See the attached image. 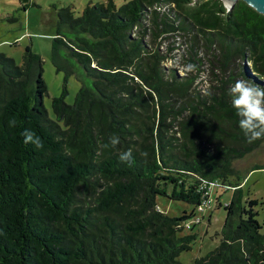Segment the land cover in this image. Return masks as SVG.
I'll return each mask as SVG.
<instances>
[{"label": "trees", "instance_id": "16d2710c", "mask_svg": "<svg viewBox=\"0 0 264 264\" xmlns=\"http://www.w3.org/2000/svg\"><path fill=\"white\" fill-rule=\"evenodd\" d=\"M57 13L52 63L66 78L77 67L82 75L73 104L65 89L52 98L54 119L40 56L27 47L17 65L0 53V264H182L196 239L182 230L204 180L233 194L218 245L187 264H264L259 202L242 199L234 167L264 140H246L229 91L237 76L264 87V15L242 0L231 9L221 0H104ZM182 31L240 69H220L204 91L165 70L146 36ZM25 131L43 147L25 144ZM113 133L121 143L105 149ZM128 149L131 168L119 159ZM158 195L190 213L160 211Z\"/></svg>", "mask_w": 264, "mask_h": 264}, {"label": "rangeland", "instance_id": "374dc122", "mask_svg": "<svg viewBox=\"0 0 264 264\" xmlns=\"http://www.w3.org/2000/svg\"><path fill=\"white\" fill-rule=\"evenodd\" d=\"M102 1L104 0H0V53L12 58L17 65H22L27 47L40 56L42 78L46 85L42 102L52 119L55 118L52 98L60 96L65 89V102L73 104L81 86L79 77L82 75V70L77 67L76 73L66 78L64 72L58 71L52 63L50 55L52 40L57 32V9L67 6L77 16L88 4ZM115 1L120 4L124 0ZM166 7L161 6L162 10ZM146 41L148 49L158 51L163 58L161 65L165 70H170L178 77H192L193 86L200 91L209 88L220 69H226L227 72L228 69H240V66L233 65L232 61L235 60L230 64L221 60L216 44L195 37L187 31L161 33L154 41L146 36ZM242 64L251 72L249 62L243 61ZM236 79L241 78L237 76ZM261 80L264 81V77ZM256 165L264 166V145L234 162L238 178L246 176L242 184V199L258 200L259 203L255 206L258 211L257 219L264 222V167L248 173ZM232 194L231 189H223L217 184L211 186L212 203L206 207L205 212L195 211V216L187 220L189 225L182 230V234L196 235L193 250L179 257L182 264H187L191 258L203 255L218 245L226 217L223 205L230 201ZM156 203L160 211L171 216H180L183 210L188 213L191 211L187 204L161 195L156 197Z\"/></svg>", "mask_w": 264, "mask_h": 264}, {"label": "clouds", "instance_id": "9594fccd", "mask_svg": "<svg viewBox=\"0 0 264 264\" xmlns=\"http://www.w3.org/2000/svg\"><path fill=\"white\" fill-rule=\"evenodd\" d=\"M232 97V107L235 109V114L239 118L238 126L249 143H254L258 140H264V87L254 83L248 79H238L230 88ZM10 126L15 127L17 121L11 120ZM24 143H31L37 148L43 147L42 139L32 131H25ZM121 143L118 134L113 133L108 143L104 144L105 149H115ZM140 155L147 158V152H141ZM119 159L128 167H133L135 158L132 149L121 151Z\"/></svg>", "mask_w": 264, "mask_h": 264}, {"label": "built area", "instance_id": "2783aa9c", "mask_svg": "<svg viewBox=\"0 0 264 264\" xmlns=\"http://www.w3.org/2000/svg\"><path fill=\"white\" fill-rule=\"evenodd\" d=\"M212 185H216V183H210V182H207L204 180V181H202V184L199 186V191L202 192V201L198 205L197 211L205 212L206 207H208L212 203V197H211V186ZM217 185H219V184H217ZM219 186L233 189V187L226 186V185L225 186L219 185ZM223 206H227V203H225ZM263 224H264V222H263Z\"/></svg>", "mask_w": 264, "mask_h": 264}, {"label": "water", "instance_id": "95a60500", "mask_svg": "<svg viewBox=\"0 0 264 264\" xmlns=\"http://www.w3.org/2000/svg\"><path fill=\"white\" fill-rule=\"evenodd\" d=\"M221 1L227 9H231L234 3L237 2L238 0H221ZM242 1H244L247 5L252 7L258 13L264 15V0H242Z\"/></svg>", "mask_w": 264, "mask_h": 264}, {"label": "crops", "instance_id": "0c3cea01", "mask_svg": "<svg viewBox=\"0 0 264 264\" xmlns=\"http://www.w3.org/2000/svg\"><path fill=\"white\" fill-rule=\"evenodd\" d=\"M258 149H260V147L257 148L256 150H258ZM262 166H263V165H262ZM262 166H260V165L253 166V167L250 168V170L248 171V173H250L252 170H254V169H258L259 167H262ZM263 167H264V166H263ZM236 170H237V169H236ZM237 171H238V170H237ZM245 178H246V176L243 177V178L241 179V184L239 185V187L242 186V184H243ZM242 188H243V186H242ZM223 189H230V188H225V187H223ZM231 190H232V189H231ZM232 191H233V190H232ZM227 203H228V202H227Z\"/></svg>", "mask_w": 264, "mask_h": 264}]
</instances>
